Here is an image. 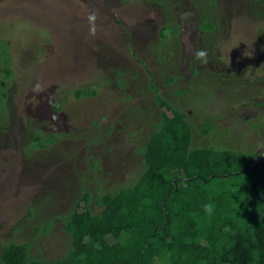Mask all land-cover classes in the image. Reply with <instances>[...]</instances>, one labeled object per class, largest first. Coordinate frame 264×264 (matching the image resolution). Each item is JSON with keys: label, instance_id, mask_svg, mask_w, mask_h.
Listing matches in <instances>:
<instances>
[{"label": "rangeland", "instance_id": "374dc122", "mask_svg": "<svg viewBox=\"0 0 264 264\" xmlns=\"http://www.w3.org/2000/svg\"><path fill=\"white\" fill-rule=\"evenodd\" d=\"M255 5L0 0V51L12 69L7 79L0 60V249L15 239L59 256L69 242L60 214L80 184L96 199L134 177L143 167L137 143L160 120L150 85L186 113L194 144L263 151L264 14ZM199 49L207 64L194 59ZM85 86L96 95L76 98ZM47 119L41 133L60 138L41 148L32 126ZM204 120L215 125L209 135L198 132ZM48 218V232H36Z\"/></svg>", "mask_w": 264, "mask_h": 264}, {"label": "trees", "instance_id": "16d2710c", "mask_svg": "<svg viewBox=\"0 0 264 264\" xmlns=\"http://www.w3.org/2000/svg\"><path fill=\"white\" fill-rule=\"evenodd\" d=\"M250 1L264 14V0ZM207 22L208 29L215 28ZM0 52L8 79L10 55ZM149 87L160 120L137 143L143 167L133 178L98 191L96 199L80 184L60 214L69 240L62 254L44 257L31 251V242L12 239L2 242L1 264H264V150L247 154L194 144L197 129L186 113ZM73 94L93 96L96 88L80 87ZM61 106L53 103L55 110ZM52 122L32 126L37 146L47 148L46 141L60 138L56 131L41 133ZM214 126L204 120L198 132L209 135ZM51 222L35 231L47 233Z\"/></svg>", "mask_w": 264, "mask_h": 264}, {"label": "clouds", "instance_id": "9594fccd", "mask_svg": "<svg viewBox=\"0 0 264 264\" xmlns=\"http://www.w3.org/2000/svg\"><path fill=\"white\" fill-rule=\"evenodd\" d=\"M90 22L95 20V16L89 17ZM90 31L94 34V27L90 29ZM194 59L199 61L201 64H207L208 63V52L206 49H199L195 51L194 53Z\"/></svg>", "mask_w": 264, "mask_h": 264}]
</instances>
